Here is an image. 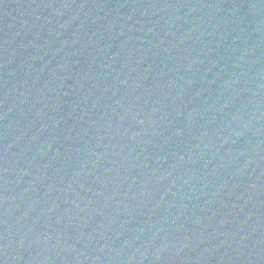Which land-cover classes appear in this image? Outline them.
Wrapping results in <instances>:
<instances>
[{"label":"water","instance_id":"obj_1","mask_svg":"<svg viewBox=\"0 0 264 264\" xmlns=\"http://www.w3.org/2000/svg\"><path fill=\"white\" fill-rule=\"evenodd\" d=\"M2 264H264V0H0Z\"/></svg>","mask_w":264,"mask_h":264}]
</instances>
